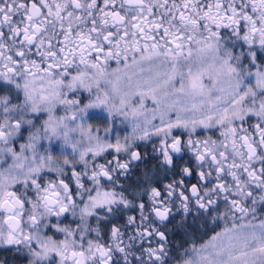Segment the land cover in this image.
I'll return each instance as SVG.
<instances>
[{"label": "snow or ice", "instance_id": "snow-or-ice-1", "mask_svg": "<svg viewBox=\"0 0 264 264\" xmlns=\"http://www.w3.org/2000/svg\"><path fill=\"white\" fill-rule=\"evenodd\" d=\"M0 253L264 264V0H0Z\"/></svg>", "mask_w": 264, "mask_h": 264}, {"label": "trees", "instance_id": "trees-1", "mask_svg": "<svg viewBox=\"0 0 264 264\" xmlns=\"http://www.w3.org/2000/svg\"><path fill=\"white\" fill-rule=\"evenodd\" d=\"M0 255H6L7 256V258L9 259V262H10V264H19V262L18 261H14L13 259H12V255H11V253H0Z\"/></svg>", "mask_w": 264, "mask_h": 264}]
</instances>
